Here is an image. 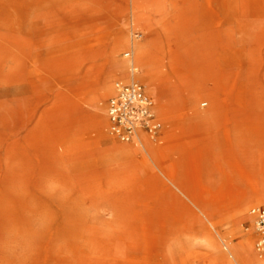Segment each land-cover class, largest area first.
<instances>
[{
    "label": "rangeland",
    "instance_id": "obj_1",
    "mask_svg": "<svg viewBox=\"0 0 264 264\" xmlns=\"http://www.w3.org/2000/svg\"><path fill=\"white\" fill-rule=\"evenodd\" d=\"M21 1L25 0H15L11 6L7 5L8 0H0L1 44L9 43L11 38L9 31L19 29L15 17L20 10L16 6ZM41 1L43 0H28L31 5L27 11V28L31 30L28 37L29 47L33 57L39 61L35 67L39 76L36 77L35 88L37 92L41 91L45 95L40 102L31 100L38 112L29 127L36 128L44 120L51 125L53 133H60L63 141L57 146L58 148H45L47 155L48 152L50 155L47 158L52 160L53 173L46 167L36 173V180L30 184V187L14 180L10 183L8 181L11 187L0 188V234L3 236L8 234V237L2 238L0 242V259L6 255V259L11 260L9 264H24L26 260L30 261L36 256L37 246L34 240L25 236V230L47 225L45 213H40L39 210L33 212L36 211L35 208H38L36 205L39 203L52 201L61 207L65 206L70 215L88 212L98 220L101 219L102 222L107 220L110 224L112 211L106 209L110 206L107 202L121 203L123 214L129 216L142 212L143 202L154 200L157 203V215L170 220L174 227L185 229L184 237L201 241L216 230L229 238L234 233L238 238L237 242L252 244L250 257L264 261V258H261L264 255L258 251L260 233L257 219L250 213L255 208L264 207V203L248 206L244 203L243 208L233 213H229L222 202L219 203L222 200L221 187L227 184L245 185L241 190L248 197L257 196V190L264 194V138L259 140L254 136L258 134L257 138L264 137V120L259 124L253 122L237 129L235 137L239 149L233 153L226 151L224 142L221 141L219 135L223 131L222 126L213 121L211 122L213 125L210 126L199 120V117L206 115L210 108L212 97L218 95L221 99H225L235 80L240 78L237 57L243 43L241 35L234 33L230 37L225 36L229 33L227 25L218 31L220 34L216 32L212 27L218 21V17L198 19L200 14L189 9L190 2L193 3L194 0L187 2L160 0L165 2V10L162 9L160 14L143 22L122 16L126 8H132L131 3L124 9L119 8L114 14L92 3H88V7L85 8L78 4L49 6L44 3L41 7L34 6L36 2ZM6 17L9 18V22L7 20L4 22ZM205 24L212 26L213 30L203 32ZM150 33L152 37L154 34L155 38L160 39L165 47L171 46L175 39L184 37H191L197 43H203L207 46L205 53L212 58V72L207 78H203L200 73L191 74L186 70L170 76V83L162 87L165 88L164 90L173 87V96L166 95L161 101H158L145 84L142 71L135 74L134 67L128 66L125 75L118 73L112 76L110 80L114 87L118 83L128 84L132 81H139L146 87L147 93L156 104V113L162 128L156 136L158 142L155 141L153 145L155 150L152 156L148 155L141 146L138 149L133 140L121 141L110 134V121L107 116L108 101L115 92L106 97L104 99L106 134L118 145L133 147L139 151L133 157L119 162L120 175L113 177L104 175L103 179H97V173L111 165L110 162L105 161L110 155L105 151L106 144L100 137L94 108L96 99L103 93L104 87L103 51L116 35L124 39L128 37L131 40H128L130 46L133 42L146 38ZM165 47L161 49L163 54L167 50ZM228 52H236V54L232 56L233 65L224 68L218 58ZM127 53L131 54V59L133 56L131 49L124 48L118 60L120 62L129 60L125 57ZM262 56L264 57V47ZM260 70L259 74L264 81V63ZM127 76H130V79H127ZM201 77L205 81L211 79L209 85L214 91L209 93L196 90L195 85L200 83ZM187 78L192 80L191 83H185L187 81L184 80ZM215 80L220 81L221 87L214 86ZM159 85V81L156 82V86ZM261 87L264 89V83ZM72 89L75 91L73 92ZM0 99L4 100V98ZM74 104L77 106L74 107ZM192 123L198 125L196 132H192ZM21 131L19 137L28 135V128ZM15 134L12 125L0 126V136L3 137L0 143V176L8 177L13 167L10 153L16 140ZM237 157L253 162L254 172L258 176L255 177L257 180L255 183L259 184L256 191L249 187L246 180L241 179L239 170L231 165L230 162H236ZM73 167H78V170L73 172ZM92 168L97 171L93 172L95 176L93 178H91ZM16 175L17 173L14 176ZM170 181L185 182L190 187L192 198L200 209L183 197L184 201L179 200V197L176 198L171 192L170 188L173 187ZM97 185L103 186L102 192L92 193L94 195L90 197L87 188ZM109 185L117 187L113 189ZM143 191L153 196L140 195L139 193ZM10 201L24 202L23 210L29 211L25 216L33 217L26 222V225L18 227L17 222H9L6 219L8 216L5 215V208L8 206L6 203ZM205 216L210 217L212 222L218 225L217 229H214ZM18 232L23 233L19 235ZM226 248L231 249V245L222 244L223 252L228 254ZM191 251L196 255L205 254L207 264L215 263L208 259L210 253L203 247L196 246ZM56 255L61 263L70 261V256L64 250H57ZM240 255L242 257L243 254ZM228 259L232 260L229 254ZM240 262L252 264L251 260Z\"/></svg>",
    "mask_w": 264,
    "mask_h": 264
},
{
    "label": "bare ground",
    "instance_id": "obj_2",
    "mask_svg": "<svg viewBox=\"0 0 264 264\" xmlns=\"http://www.w3.org/2000/svg\"><path fill=\"white\" fill-rule=\"evenodd\" d=\"M14 3L15 0H8L7 5L12 6ZM44 3L49 6L78 4L84 8L88 7V3H92V5L97 4L114 14L119 8L124 9L131 3L132 8H126L122 16L134 18L133 21L136 20L137 22L149 20L166 8L165 2H160V0H43L36 2L34 6L41 7ZM16 7L20 8L15 17L19 29L9 31L8 34L11 37L9 43H0V98H4V100L0 99V126L12 125L16 131V140L10 153L13 167L8 177L0 176V182H4V184H0V188L9 186L8 181L10 183L14 180L21 181L26 187H30V184L36 180V173L43 168L46 169V167L53 173L52 160L47 158L50 155L49 152L47 155L45 148H58L57 146L63 141L60 133H53L51 125L44 120L36 128L29 127L34 115L38 112L31 100L40 102V99H43L45 95L41 91L37 92L35 88L36 77H39L35 67L39 61L33 57L29 47L28 37L31 30L27 28V11L31 5L28 0H25L18 2ZM189 9L200 14L198 19L201 17V19L212 17L216 19L218 17V21L216 24L214 23L213 27L205 24L203 32L213 29L218 32L225 27L224 25H227L229 33L225 36L230 37L234 33H239L243 41L237 57L240 65L238 68L240 78H236L237 81L235 80L225 99H221L218 95L213 96L206 115L199 117L203 124L212 126L211 122L213 121L222 126L223 131L219 135L221 141L224 142L226 151L233 153L239 149L235 137L237 129L253 122L259 124L264 120V89L261 87L264 81L259 74L264 63L262 56L264 47V0H194L193 3L190 2ZM183 12L185 11L183 10ZM12 18L14 19V17ZM6 20L10 21L7 17L4 22ZM128 40H130L128 37L124 39L122 36L116 35L110 45L105 47L106 49L102 54L105 62L103 67L104 79L102 80L104 87L103 93L96 99L94 108L100 137L106 144L105 151L110 155L105 161L110 162L111 165L110 167L107 166L105 170L99 171L97 179H103L104 175L113 177L121 173L119 162L138 154L139 146L152 156V152L155 150L153 145L155 141L158 142L156 136L147 135L143 131L139 132L133 140L138 149L118 145L109 138L110 136L108 137L105 130L104 99L115 92V87L110 80L112 76L118 73L125 75L128 66L136 67L135 65H137V73L135 74L142 71L145 84L158 101H161L166 95L173 96V87H170L169 90H164L165 88L162 87V85L170 83V76L186 70L191 74L200 73L203 78H207L213 69L212 58L205 53L207 46L203 43H197L194 38L175 39L169 47H165L160 39L154 37V34L152 37L151 33L147 34L146 38L133 42L130 46ZM163 47L167 49L165 54L161 53ZM124 48L131 49L133 56L126 62H120L118 56ZM235 54L236 52L224 53L218 58V61L222 63L224 68L225 66L230 67L233 65L231 63L232 56ZM202 77L200 83L195 85L196 90L209 93L214 91V88L209 85L211 79L205 81ZM127 79H130V76H127ZM158 81L159 87L156 86ZM184 81L191 83L192 80L187 78ZM219 82V80L218 82L215 80L214 86L221 87ZM72 90L75 91V89ZM73 106L77 105L74 104ZM161 110L162 107L160 112ZM108 124L109 121L107 127ZM27 128L28 135L23 138L19 137V132ZM197 129V123L193 124L192 132H196ZM254 136L259 140L264 138L261 136L257 138L258 134H254ZM2 140L3 137L0 136V143ZM230 163L239 170L241 179L246 180L249 187L256 191L259 184L255 183L257 182L255 177L258 176L254 172L253 162L246 158L243 159V157H237L236 162ZM77 170L78 167L72 168L73 172ZM91 171V178H93V172L96 173L97 171L95 172L93 168ZM247 171L251 173L248 174ZM15 173H17L16 176H14ZM170 182L174 189L170 188L171 192L176 198L179 197V200H182L183 197L200 209L198 203L192 198L190 187L185 182ZM243 186L245 185L233 183L221 187L220 197L222 200L219 203L222 202L229 213L240 210L244 203L247 206L264 203V194L257 190V196L248 197L241 190ZM109 187L114 189L117 186L109 185ZM87 189L89 190L88 195L92 197L94 195L92 193L102 192L103 186H91ZM139 194L143 196L152 195L144 191ZM107 203L110 206L106 209L112 211L110 224L107 220L104 221L108 224L102 222L101 219L98 220L88 212L70 215L65 206L61 207L52 201L37 204L38 208H35L36 211L33 212L36 213L39 210L40 213H45L44 215H47L45 224L47 225L25 230V236L34 240L35 246H37L35 248L37 254L30 261L26 260L24 264H207L205 254L196 255L191 251L196 246L203 247L210 253L208 259L214 261V264H242L240 261L244 263L250 260L252 264H264V261L250 257L253 250L252 244L244 241L237 242L236 239L238 238L234 233L229 238L216 230L215 233H209L201 241L184 237L185 229H178L170 223V220L157 215V203L154 200L143 202V211L138 214L127 215L128 217L123 214L120 208L123 206L121 203ZM6 204L8 205L5 208V215H8L6 219L9 222H17L18 227L26 225V222L33 218L25 216L26 213L29 214V211L23 210L24 202L10 201ZM205 218L214 229H217L218 225L213 223L210 217L205 216ZM21 233L23 232H18L19 235ZM4 237H8V234L5 236L0 234V242ZM223 243L224 245H231V249H226L232 260H229L228 254L223 252ZM51 247L53 248L50 249ZM56 249L68 253L70 261L61 263L56 255ZM240 253L243 254L242 257ZM2 254L4 253L2 252ZM10 261L8 258L6 259V255L0 259L3 264H9Z\"/></svg>",
    "mask_w": 264,
    "mask_h": 264
},
{
    "label": "built area",
    "instance_id": "obj_3",
    "mask_svg": "<svg viewBox=\"0 0 264 264\" xmlns=\"http://www.w3.org/2000/svg\"><path fill=\"white\" fill-rule=\"evenodd\" d=\"M125 57L130 59L131 54L127 53ZM133 70L137 73V68ZM107 113L110 134L123 142H131L141 131L157 136L162 128L156 104L139 81L116 84L115 94L108 101ZM250 213L257 219L260 233L258 251L264 255V207L255 208Z\"/></svg>",
    "mask_w": 264,
    "mask_h": 264
}]
</instances>
